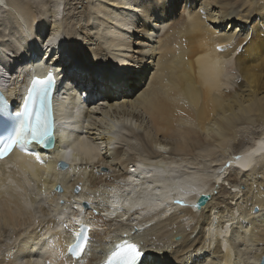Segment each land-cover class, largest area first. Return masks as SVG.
<instances>
[{"label":"bare ground","instance_id":"obj_1","mask_svg":"<svg viewBox=\"0 0 264 264\" xmlns=\"http://www.w3.org/2000/svg\"><path fill=\"white\" fill-rule=\"evenodd\" d=\"M6 1L0 87L21 103L32 75L48 70L44 45L59 41L68 78L53 111L64 145L83 150L66 170L56 167L64 148L41 154L43 164L23 154L0 161V243L17 237L0 264H45L55 250L60 260L48 264H101L125 234L154 249V264H261L264 132L251 145L241 133L264 125V0ZM122 76L120 92L93 87ZM74 218L92 222L79 261L66 253Z\"/></svg>","mask_w":264,"mask_h":264},{"label":"snow or ice","instance_id":"obj_2","mask_svg":"<svg viewBox=\"0 0 264 264\" xmlns=\"http://www.w3.org/2000/svg\"><path fill=\"white\" fill-rule=\"evenodd\" d=\"M41 22H36L37 29ZM40 55L44 57V63L48 65L47 73L43 77H32L23 103L20 105V111L14 112L12 110L17 104L15 99L9 103L3 96V93L0 92V129H4L6 126L11 129V134L8 138L0 141V160L9 157L12 151L19 147L21 151L34 156L37 162L43 164L46 161L40 155V152L54 149L56 146V122L53 113L52 97L58 75L61 77V84L63 83V73L57 66L64 63L66 53L60 46L59 41L49 39L48 43L41 50ZM131 71L134 72L135 70L132 69ZM129 80L130 77H116L93 85V87L97 93H116L128 87ZM33 145L36 148H33ZM62 147L64 151L60 154L61 158L56 161V167L66 170L68 160L75 159L79 161L81 159L79 153L83 150L82 142L63 145ZM85 159L87 160V156H85ZM235 159L240 160L241 157L236 156ZM244 167H248V165H244ZM56 188L57 190H62L59 185ZM76 191H79V187H77ZM132 195L134 196L135 192ZM206 195L207 193L201 194L200 199H204ZM82 203L86 208L91 205L92 201L87 200ZM177 203H183V201H177ZM125 204L131 207L139 206L132 202L131 197L125 201ZM199 206V203H197L196 207ZM112 207L115 209L117 205L113 204ZM254 211H260L259 207L254 209ZM104 216L115 217L116 212H105ZM74 220L79 227V231L74 234L75 242L69 246L68 251L79 261L91 243L89 233L92 231V225L83 223L78 218H74ZM153 253H155L154 249L144 248L135 242H131L127 239V234H125L124 240L115 246V249L108 254L103 264H154Z\"/></svg>","mask_w":264,"mask_h":264},{"label":"rangeland","instance_id":"obj_3","mask_svg":"<svg viewBox=\"0 0 264 264\" xmlns=\"http://www.w3.org/2000/svg\"><path fill=\"white\" fill-rule=\"evenodd\" d=\"M3 2H1V3H3V4H1L0 3V5H1V7L2 6H4L2 9H3V11L0 9V14H1V16L3 15V16H5V17H7V15L9 14V13H12V12H10V10H7V1L6 0H2ZM44 2H45V0H44ZM7 4V5H6ZM42 6H39V8H41L40 10H43L42 12H44V16L43 17H45V15H46V17H47V19H51V17H50V13H51V10H50V3L49 2H46V3H43V4H41ZM78 10H80V9H78ZM138 11H139V9H138ZM138 13V12H137ZM181 13V11H178V13L177 14H180ZM39 14V13H38ZM39 16H40V14H39ZM2 18V17H1ZM53 18V17H52ZM2 27V33L0 34V36H3L2 38H4L5 39V37L7 38L8 36H9V33H8V30L9 29H4V27L5 26H1ZM0 27V28H1ZM9 27V26H8ZM61 34H62V37L65 39L66 38V36L64 35V32L63 31H61ZM8 35V36H7ZM47 34H45V36H46ZM42 39H44V37L42 38ZM63 49H65V47H63ZM67 49V48H66ZM70 50H72V49H68V51H70ZM65 53H67V50H65ZM68 56H70V54L68 55ZM85 58V57H84ZM82 60H84V59H82ZM91 65L94 67V65L91 63ZM94 69V73L96 72V71H100L99 72V77H103L100 73H101V66L99 67V66H96V68H93ZM96 69V70H95ZM100 69V70H99ZM104 71H105V69H104ZM109 71V70H108ZM108 71H107V69H106V71L105 72H107L108 73ZM237 74H235V76H236ZM233 77V76H232ZM84 87H86L88 90H89V88H88V86H84ZM82 90V89H81ZM83 94V93H82ZM97 98L98 97H96V100H97ZM256 132V133H255ZM261 132H264V125H261V126H258V125H255V126H249V127H246V128H244L243 129V133H241V135L243 136V139H244V141H245V145H251L252 144V142H253V140H254V138H255V135L256 134H258V133H261ZM142 143V141L140 142V144ZM142 145V144H141ZM140 146V145H139ZM232 152H233V150H232ZM241 153V152H240ZM233 154V153H232ZM231 154V155H232ZM233 156V155H232ZM237 156H240V154H237ZM234 157V156H233ZM206 164H207V162H206ZM232 165L230 164V167L229 168H231V169H235L236 167L234 166V167H231ZM228 168V169H229ZM223 177V176H222ZM241 188H243L244 186H243V184L241 183ZM36 187V185L33 187H31L30 186V190L31 189H33V191L31 190V192L32 193H36V189L37 188H35ZM236 189H239L240 187H235ZM57 189V188H56ZM35 190V191H34ZM37 205V204H36ZM92 205V204H91ZM35 208H37L36 206H34V208L33 209H35ZM38 209V208H37ZM36 209V210H37ZM194 211H196V210H194ZM215 221H216V219H215ZM12 232V231H11ZM17 239V237L16 236H11V238H9V239H6L4 242H1L0 244H4V245H2L1 246V248H0V253H10L11 252V249H10V247L11 248H13V242L15 241ZM13 241V242H12ZM11 243V244H10ZM10 244V245H9ZM5 245L7 246V247H5ZM10 246V247H9ZM213 246V245H212ZM9 248V249H8ZM240 248L243 250V249H245V248H243V245H241L240 246ZM3 250V251H2Z\"/></svg>","mask_w":264,"mask_h":264},{"label":"water","instance_id":"obj_4","mask_svg":"<svg viewBox=\"0 0 264 264\" xmlns=\"http://www.w3.org/2000/svg\"><path fill=\"white\" fill-rule=\"evenodd\" d=\"M209 199V195H206L205 197H204V199H199L198 200V202L197 203H199V208L202 206V205H204L206 202H207V200ZM261 264H264V255L262 256V258H261V262H260Z\"/></svg>","mask_w":264,"mask_h":264}]
</instances>
